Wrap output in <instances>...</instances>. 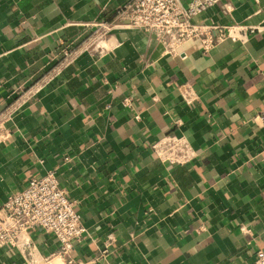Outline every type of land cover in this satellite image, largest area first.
I'll use <instances>...</instances> for the list:
<instances>
[{
	"label": "crops",
	"instance_id": "crops-1",
	"mask_svg": "<svg viewBox=\"0 0 264 264\" xmlns=\"http://www.w3.org/2000/svg\"><path fill=\"white\" fill-rule=\"evenodd\" d=\"M127 1L0 0V112L33 91L4 122L0 204L53 170L85 226L75 260L254 264L264 249V125L254 120L264 102V0L207 7L196 21L224 38L208 50L189 39L179 56L117 21ZM99 22L110 25L101 52L84 51L41 84L61 49L87 43ZM170 132L193 145L189 163L154 155L152 141ZM31 238L37 264H65L53 235ZM0 264L27 262L3 248Z\"/></svg>",
	"mask_w": 264,
	"mask_h": 264
},
{
	"label": "built area",
	"instance_id": "built-area-1",
	"mask_svg": "<svg viewBox=\"0 0 264 264\" xmlns=\"http://www.w3.org/2000/svg\"><path fill=\"white\" fill-rule=\"evenodd\" d=\"M218 0H129L119 10L117 21L127 23L144 33L149 40L163 46L164 53L179 56L181 47L189 39H198L203 50H208L224 38V34L213 36L211 29L196 21L207 7ZM97 28L81 47L67 45L61 49L57 63L42 77L41 84L53 79L64 67L72 63L84 51L96 52L104 46L101 40L109 30V23H95ZM231 39L235 35L228 33ZM178 91L185 103L195 99L189 83H182ZM31 88L21 91L10 109L0 112V139L5 137L4 122L16 108L22 107L31 97ZM125 104L128 102L125 101ZM264 125V102L260 112L254 117ZM154 155L171 165H184L195 156L196 151L189 139L176 132L157 137L151 143ZM41 229L54 236L59 244L54 253L65 264H86L71 256L73 242L79 240L85 231L76 203L67 191L59 186L55 171L49 170L38 178H32L27 185L10 193L0 204V249L22 253L27 264H37L39 253L31 238V231ZM53 254V255H54ZM47 260V257L44 258ZM49 264L48 261H45ZM254 264H264V249L256 253Z\"/></svg>",
	"mask_w": 264,
	"mask_h": 264
},
{
	"label": "bare ground",
	"instance_id": "bare-ground-1",
	"mask_svg": "<svg viewBox=\"0 0 264 264\" xmlns=\"http://www.w3.org/2000/svg\"><path fill=\"white\" fill-rule=\"evenodd\" d=\"M57 264V263H56Z\"/></svg>",
	"mask_w": 264,
	"mask_h": 264
},
{
	"label": "rangeland",
	"instance_id": "rangeland-1",
	"mask_svg": "<svg viewBox=\"0 0 264 264\" xmlns=\"http://www.w3.org/2000/svg\"><path fill=\"white\" fill-rule=\"evenodd\" d=\"M58 264V263H57Z\"/></svg>",
	"mask_w": 264,
	"mask_h": 264
}]
</instances>
